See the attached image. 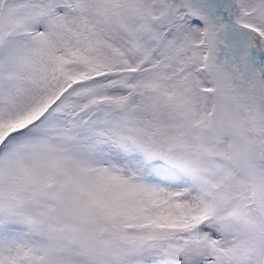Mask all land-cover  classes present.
Returning <instances> with one entry per match:
<instances>
[{
    "label": "snow or ice",
    "instance_id": "snow-or-ice-1",
    "mask_svg": "<svg viewBox=\"0 0 264 264\" xmlns=\"http://www.w3.org/2000/svg\"><path fill=\"white\" fill-rule=\"evenodd\" d=\"M0 264H264V0H0Z\"/></svg>",
    "mask_w": 264,
    "mask_h": 264
}]
</instances>
